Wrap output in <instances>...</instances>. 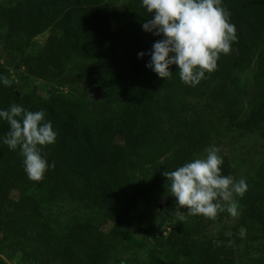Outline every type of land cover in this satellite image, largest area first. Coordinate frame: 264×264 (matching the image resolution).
I'll return each instance as SVG.
<instances>
[{
	"label": "trees",
	"instance_id": "obj_1",
	"mask_svg": "<svg viewBox=\"0 0 264 264\" xmlns=\"http://www.w3.org/2000/svg\"><path fill=\"white\" fill-rule=\"evenodd\" d=\"M116 1L0 0L1 52L14 71L13 78L0 53V74L12 81L11 87L0 86V109L18 102L29 111L42 110L57 133L56 142L42 150L55 167L38 182L24 173L19 149L0 143V249L19 253L22 264H108L119 251L143 250L130 234L132 224L149 221L157 202L173 207L175 201L164 171L198 158L224 131L255 132L264 140V51L254 80L259 94L246 117L229 88L264 42V0H223L237 41L196 87L180 81L175 65L165 80L146 67L147 53L161 37L142 30L151 17L140 0H127L120 12ZM45 32V44L34 48ZM140 52L146 55L138 58ZM69 65L73 72H67ZM95 77L100 88L95 112L83 99L52 91L42 96L37 88L39 82L73 87ZM7 131L0 121V136ZM164 138L169 154L145 170L141 165L163 156L156 141ZM223 160L222 174L231 175ZM136 171L147 175L140 186ZM63 199L91 209L94 217L57 225L44 206ZM225 216L177 221L166 236L153 239L147 264H264V218L256 202L242 210L230 235L209 236V225ZM242 237L263 244L250 251L247 243L241 247Z\"/></svg>",
	"mask_w": 264,
	"mask_h": 264
},
{
	"label": "clouds",
	"instance_id": "obj_2",
	"mask_svg": "<svg viewBox=\"0 0 264 264\" xmlns=\"http://www.w3.org/2000/svg\"><path fill=\"white\" fill-rule=\"evenodd\" d=\"M223 0H140L150 15L142 30L161 37L153 43L146 67L163 80L170 79V66L175 65L182 83L196 87L205 73L216 70L221 54L228 55L237 41L230 13L222 7ZM144 52L137 54L143 58ZM12 81L0 74V86L11 87ZM42 110L29 111L18 102L0 109V121L8 131L0 143L9 150L19 149L23 170L31 181H41L46 171L55 167L49 163L43 148L56 142L57 133ZM203 158H194L172 171H164L167 191L175 198V219L183 223L187 215H201L214 220L227 212L235 220L239 205L235 197L247 190L244 179L236 180L221 172L224 163L220 149H205ZM186 208L187 211H181ZM121 264H124L121 261Z\"/></svg>",
	"mask_w": 264,
	"mask_h": 264
},
{
	"label": "rangeland",
	"instance_id": "obj_3",
	"mask_svg": "<svg viewBox=\"0 0 264 264\" xmlns=\"http://www.w3.org/2000/svg\"><path fill=\"white\" fill-rule=\"evenodd\" d=\"M127 0H117L115 3H112L114 10L120 12L126 3ZM115 20H111V28H114ZM48 33L45 32L35 38V47H42ZM31 50V53L35 49ZM264 51V42L258 47L254 53L252 63L248 69L243 72H239L235 75L232 84L230 85L231 93L237 98L238 104L242 111V116L246 117L250 110L252 109L253 100L259 94L258 88L255 86V78L257 74V61L258 56ZM1 63L3 66L8 68L11 72L12 77L14 78V71L12 69V64L8 56L1 52ZM73 66L69 65L67 72H73ZM86 84L70 86L66 85L65 87H60L55 83H37V88L39 93L42 96H46L48 92L52 91L53 93H61L67 96H73L74 98H80L87 102L88 108L91 112L96 111V106H98L99 101V91L98 86V77L91 78L86 81ZM44 86V88H42ZM92 89L89 91L88 87ZM18 88L21 90L23 85L18 83ZM264 96V92H262ZM157 146L161 147L164 152L162 157L155 160L152 164L141 165L145 167V170H149L154 167L156 164L161 162L169 154V139L164 138L156 141ZM215 146L220 149V155L226 157L230 163L231 167V176L236 179H244L247 184V190L242 197H235L239 205V216L242 213V210L246 207L249 202H256L259 210L262 213L264 218V140L260 139L258 134L255 132L252 133H242L239 130H229L224 131V133L214 138L210 147ZM164 147V148H163ZM206 155L205 151L202 152L198 158H203ZM133 179L136 185L140 186L145 183L147 175L141 174L139 171H136L133 174ZM175 201L173 202V207H166L164 201H159L155 204L150 217L147 220H137L132 224L130 229V234L137 240L145 245L144 249L141 251H129L122 252L119 251L115 253L108 264H121V261L124 264H147L146 260V251L151 248L154 244L153 239L162 234L166 236L169 230L175 225L177 220L172 214L175 211ZM186 208L181 209L185 211ZM45 216H50L54 222H57V225H64L68 220L75 217H94V212L91 209L84 208L81 205L72 203L66 199L56 201L51 204H46L44 206ZM231 218L226 212L225 218L219 221H213L207 229V234L209 236H217L220 232H226L228 235L231 233L228 231L229 228L234 227L238 221V218ZM154 220V221H153ZM106 227L105 229H107ZM241 238L243 230L238 231ZM241 247L247 243L245 247H248L250 251L260 249L263 243L260 241H246L242 237ZM0 259L6 262V264H22L20 254L14 251H6L0 249Z\"/></svg>",
	"mask_w": 264,
	"mask_h": 264
}]
</instances>
